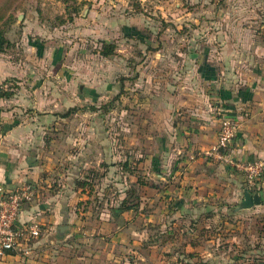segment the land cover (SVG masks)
<instances>
[{"label": "rangeland", "instance_id": "obj_1", "mask_svg": "<svg viewBox=\"0 0 264 264\" xmlns=\"http://www.w3.org/2000/svg\"><path fill=\"white\" fill-rule=\"evenodd\" d=\"M0 10L10 41L0 87L14 92L0 98V132L17 125L16 139L42 148V182L22 208L48 205L45 217L57 204L71 215L61 217L63 238L41 242L26 260L264 264L263 186L251 209L240 207L241 192L236 201L225 193L197 201L178 195L171 171L162 178L153 165L165 156L161 145L171 144L170 157L181 147L175 133L193 126L182 100L212 96L200 67L209 74L214 66L228 88L264 76V0H0ZM105 43L116 46L110 57L100 54ZM138 178V210L116 216ZM195 207L204 213L188 216ZM37 220L43 238L47 222ZM25 241L28 249L36 240Z\"/></svg>", "mask_w": 264, "mask_h": 264}, {"label": "crops", "instance_id": "obj_2", "mask_svg": "<svg viewBox=\"0 0 264 264\" xmlns=\"http://www.w3.org/2000/svg\"><path fill=\"white\" fill-rule=\"evenodd\" d=\"M262 51H264V46ZM208 69L209 74L203 72L201 67L198 72L204 84L211 86L212 96L209 99L194 96L188 101L182 100L188 103L189 108L193 110L189 120L193 126L189 128L186 125L183 126L185 130H188L185 134L175 133L173 141L175 139L180 141L181 147L176 144L172 148L173 153L170 157L171 152L168 149L171 148V144L168 143L167 147L161 145L160 151L165 156H161V159L158 155L155 156L153 165L157 167V173L160 176L166 171H171L173 175L171 182L178 189V195L182 194L183 198L199 201L225 193L224 196L227 199L231 198L230 201H236L240 192L244 199V192L248 190V187L241 188L242 180L237 176L235 168L207 156L206 152L217 143L220 133L219 119L222 116V119L229 118L238 123V135L231 145L233 156L240 161L264 160V76H260L256 82L244 85L245 87L228 88L217 81L214 66H208ZM182 101L180 104L184 105ZM16 126H5L0 132V185L15 188L27 183L38 187L42 182L40 174L43 168L39 161L38 151L42 148H37L38 145H30L27 140L22 142V139H16V136L20 135V130L15 129ZM21 153L25 154L21 156ZM167 158L171 160L169 164L165 161ZM163 174L161 177L165 178ZM260 182L262 184L259 183V188L253 189L260 191L261 187H264V175ZM217 190H221V193ZM56 201L57 199H53V202ZM45 206L48 205L32 204L25 210L22 208L18 219L20 224L32 221L40 224L37 219L43 217L44 222H47L43 238L35 239L33 248L28 249L25 245L26 241L23 240V244L21 243L17 250L7 252L0 258V264L13 262L17 264L20 261L25 264H38L36 258L26 260L27 257L24 255L33 257L41 242L56 243L57 240L63 238L65 232H62L60 227L65 225L61 217L71 215L64 207H62L64 214H60L59 205L56 204L50 216L44 217ZM178 212L181 213V211ZM203 213L204 211L195 207L189 211L188 216H199ZM213 213L216 215L215 211ZM75 216H77L76 213ZM55 232L58 233L56 237L53 235Z\"/></svg>", "mask_w": 264, "mask_h": 264}, {"label": "built area", "instance_id": "obj_3", "mask_svg": "<svg viewBox=\"0 0 264 264\" xmlns=\"http://www.w3.org/2000/svg\"><path fill=\"white\" fill-rule=\"evenodd\" d=\"M238 131L236 121L229 118L222 120L217 143L206 152V155L242 173L248 188H259V182L264 174V160L240 161L233 156L231 145ZM36 193V187L27 183L15 188L0 185V258L7 252L17 250L23 240L37 239L43 234L42 226L38 222L20 224L18 220L22 206L33 201Z\"/></svg>", "mask_w": 264, "mask_h": 264}, {"label": "trees", "instance_id": "obj_4", "mask_svg": "<svg viewBox=\"0 0 264 264\" xmlns=\"http://www.w3.org/2000/svg\"><path fill=\"white\" fill-rule=\"evenodd\" d=\"M61 1L68 5L74 0H61ZM4 18H5V13L0 10V54L5 52V50L10 46V41L7 37V29H6L7 21L4 22ZM115 48L116 46H114L113 44L105 43L102 50H100V54L104 57H110L114 54ZM13 95L14 92H10L9 90L8 91L4 90L3 87H0V98L8 99L11 98ZM92 109L94 110V108ZM68 115H70V112L65 113L63 117H66ZM79 185L81 188L82 187L84 188L86 185H88V183L86 182L80 183L79 181L77 182V186ZM143 185H145V183L142 182L140 178H138L136 183H132L130 185V188L126 192V196L119 202V204L116 207L113 208V212L116 216H120L124 213L138 210L141 203L139 186H143ZM248 191H250L251 193H255L258 192L259 190L248 188ZM210 216H215V213H212L210 211V214L207 217L210 218Z\"/></svg>", "mask_w": 264, "mask_h": 264}, {"label": "water", "instance_id": "obj_5", "mask_svg": "<svg viewBox=\"0 0 264 264\" xmlns=\"http://www.w3.org/2000/svg\"><path fill=\"white\" fill-rule=\"evenodd\" d=\"M262 203L261 197L259 193H251L250 191L246 190L244 192V199L240 203V207L242 209H251L256 205H260ZM68 227H60V230L62 232H65V230Z\"/></svg>", "mask_w": 264, "mask_h": 264}]
</instances>
